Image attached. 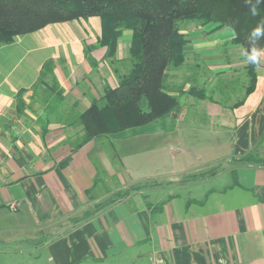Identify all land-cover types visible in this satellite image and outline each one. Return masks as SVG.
<instances>
[{
	"label": "crops",
	"instance_id": "0c3cea01",
	"mask_svg": "<svg viewBox=\"0 0 264 264\" xmlns=\"http://www.w3.org/2000/svg\"><path fill=\"white\" fill-rule=\"evenodd\" d=\"M231 30L182 27L185 66L243 73ZM101 36L94 15L0 43V264H264V163L236 161L264 160V48L242 102L180 96L178 110L152 121L181 131L196 125L188 113L201 115L211 141L115 143L122 131L78 146L75 115L118 86L129 57L130 30L111 58ZM47 61L60 105L53 78L39 80Z\"/></svg>",
	"mask_w": 264,
	"mask_h": 264
},
{
	"label": "trees",
	"instance_id": "16d2710c",
	"mask_svg": "<svg viewBox=\"0 0 264 264\" xmlns=\"http://www.w3.org/2000/svg\"><path fill=\"white\" fill-rule=\"evenodd\" d=\"M45 11L54 12L57 17L35 25L37 16ZM94 15L102 19L101 43L108 47L107 58L115 56L123 30H130L132 39L129 57L122 62L127 72L117 71L118 86L107 89L100 100L75 115L84 131L78 146L145 125L180 108V96L189 80L173 84L170 71L185 63L188 39L182 25L189 22L199 26L215 24L214 30L226 26L234 29L235 42L242 47L250 74V84L239 102L254 90L259 63H250L247 57L253 49L264 48V34L253 35L255 29H264V2L257 0H0V43H10L17 35L50 23ZM53 75V64L47 61L39 80L52 77L56 87ZM55 91L54 103L60 105L63 90L56 87ZM188 92L198 98L206 97L195 87ZM236 161L264 163L250 153Z\"/></svg>",
	"mask_w": 264,
	"mask_h": 264
},
{
	"label": "rangeland",
	"instance_id": "374dc122",
	"mask_svg": "<svg viewBox=\"0 0 264 264\" xmlns=\"http://www.w3.org/2000/svg\"><path fill=\"white\" fill-rule=\"evenodd\" d=\"M57 17V14L51 11H45L42 14L38 15L34 24L41 25L45 21H48L50 19H54ZM195 23L196 22H189L182 27L185 28L188 24ZM212 26H216L215 24H210ZM233 32L234 29L231 28ZM186 61V58H185ZM259 63H260V57H259ZM188 63H184L183 66L177 70L170 71L171 74V80L176 82L183 80H191L190 82V88L195 87L196 90H199L200 94H205V96H215L216 98H220L221 100H228L229 102L237 101L239 100L245 93V90L250 84V74L247 70H245L243 73L239 74L238 76H235L236 78H214V76H211L208 72V70L203 66L200 69H194L193 67H187L185 66ZM119 68V74L126 73L127 66H124L120 64ZM257 70V68H256ZM189 72V74H187ZM195 76V78L192 77ZM201 76V80L200 77ZM204 79L211 82V84H207L204 82ZM213 80V81H212ZM222 80V81H221ZM209 82V83H210ZM220 86H224V95H220L218 92H216L217 88H220ZM53 93L54 97L56 95V91L52 90V88L48 87ZM189 88V89H190ZM188 89V90H189ZM187 89H185V92L181 95V97H190L189 95L195 94L194 92L189 93ZM203 91V92H202ZM193 93V94H192ZM196 96L193 95V98ZM185 103V101H184ZM190 103V101H188ZM186 106H190L189 104H186ZM187 114V120H193L194 127H190L188 130H181V131H174L172 124H169V122H166V120H160L159 122H151L147 123L145 125H140L136 127H132L129 130L123 131V133L118 135L119 141H115V143H176L173 140H182L185 139V142L187 143H204L207 140H212V136L209 132H204L202 130H199V128H204L202 125L204 123V117L199 115L197 117H193ZM186 115V114H185ZM181 117V116H180ZM163 119V118H161ZM196 120V122H194ZM196 127V128H195ZM83 130L77 134V140H81L83 137ZM114 139V138H113ZM116 139V137H115ZM226 181L222 180L224 183ZM229 181V180H228ZM227 181V182H228ZM211 183V181H209Z\"/></svg>",
	"mask_w": 264,
	"mask_h": 264
},
{
	"label": "clouds",
	"instance_id": "9594fccd",
	"mask_svg": "<svg viewBox=\"0 0 264 264\" xmlns=\"http://www.w3.org/2000/svg\"><path fill=\"white\" fill-rule=\"evenodd\" d=\"M264 2V0H257V3ZM255 8L253 9V14H255ZM261 34H264V29L257 28L253 31L254 36H259ZM261 51L253 49L252 52L248 55L247 59L250 63L257 64L259 63V57H260Z\"/></svg>",
	"mask_w": 264,
	"mask_h": 264
}]
</instances>
